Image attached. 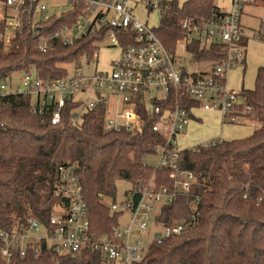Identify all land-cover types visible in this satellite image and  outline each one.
Listing matches in <instances>:
<instances>
[{"label": "trees", "instance_id": "16d2710c", "mask_svg": "<svg viewBox=\"0 0 264 264\" xmlns=\"http://www.w3.org/2000/svg\"><path fill=\"white\" fill-rule=\"evenodd\" d=\"M68 1L69 11L52 14L45 23L31 20L27 4L23 26L12 32L8 43L7 22L0 21V230L8 235L25 229L30 218L47 225L56 204H68L54 193L62 166L75 167L91 232L97 239L110 237L121 228L119 220L125 214L111 209L119 204V181H127L135 190L155 175L158 188L176 190L172 168L156 169L147 163V157L158 154L155 147L166 139L163 132L153 131L159 118L148 116L142 103H138L137 111L143 122L141 132L106 131L108 102L88 109V94L84 92L66 98L60 122L52 124L56 103L44 99L41 106L43 100L17 91L22 81L14 93L2 91L5 81L16 73L56 82L70 76L67 65H76L83 57L97 59L98 46L106 40L108 27L82 36L73 45L53 39L50 50L39 49L42 37L72 27L86 8L81 1ZM164 3L165 12H160L159 25L153 30L170 52H175L178 42L187 36L183 28L186 21L192 25L205 23L222 14L215 0ZM115 31L123 48L136 43L135 33ZM188 54L191 63L209 62L213 68L226 60L225 46L218 43L201 50L195 42L188 47ZM239 93L252 108L239 115L258 121L257 129L245 139L221 140L180 152L178 170L192 173L195 179L187 191H178L173 202L161 208L155 222L172 227L189 219L198 199V223L181 235L151 243L140 264H264V67L257 70L254 89ZM174 100L172 95L168 103L160 105L170 109ZM180 102L189 110L198 107L196 100L186 96ZM107 198L112 204L104 203ZM138 199L136 195L135 201ZM4 245L0 237V264H109L97 251L60 255L45 245L38 255L27 248L24 257L20 256L19 246H10L12 257L6 259Z\"/></svg>", "mask_w": 264, "mask_h": 264}, {"label": "built area", "instance_id": "2783aa9c", "mask_svg": "<svg viewBox=\"0 0 264 264\" xmlns=\"http://www.w3.org/2000/svg\"><path fill=\"white\" fill-rule=\"evenodd\" d=\"M51 0H0V13L7 20L16 21L9 28L15 31L23 26L22 16L25 7L30 5L32 21L48 22L53 13L49 10ZM85 3L86 8L72 27H63L51 37L40 39L39 49L46 52L52 48L50 40L60 39L66 45H73L82 36L95 33L102 28H110L106 40L112 47L121 51L119 59L112 62L110 72L96 71L94 76L86 77L79 70L64 80L44 82L31 76H24L22 85L17 91L30 94L41 101L56 103L57 109L51 117L52 124H58L60 111L66 103V98L77 93L88 94L86 106L88 109L97 107L101 102H108L109 113L105 122L106 131L141 132L143 122L138 115V103H142L148 116H156L159 121L153 125L154 132L165 134L164 144L157 145L155 151L159 161L155 168L170 167L174 170L172 177L176 178V190L170 192L166 187L158 188L155 175L150 181L139 188H132L125 193L124 200L112 205V211L122 212L128 216L125 227L115 230L108 237L97 239L91 232L87 216V206L82 195L78 178L74 175L75 167L59 168V179L55 185V195L63 197L68 202L61 201L54 208L53 217L47 225L37 219L27 220V227L10 235L0 230V237L5 241L3 257L11 259L10 246H19L20 256L24 257L27 248L35 251L43 246L60 255L80 254L85 250L100 252L109 264H140L150 244L181 235L198 223L200 211L196 207L190 218L172 227L157 225L155 218L161 208L173 202L178 191H187L194 175L178 170V157L181 150L178 138L185 135L192 120V112L196 108L204 111L218 112L223 120L241 123L244 119L239 114L252 111L246 104V99L239 93L229 90L226 85V73L234 63L244 62L248 49V40L241 29L240 17L247 0H232V8L205 23L186 21L183 28L187 36L177 44L176 51H168L156 37L153 28L143 23L133 14L132 0H77ZM148 9L165 12L164 0H146ZM7 22V21H6ZM115 30L124 33H135L136 43L123 48ZM253 40L264 43V35L255 33ZM198 42L201 50H209L213 44L225 46L226 60L209 73L185 72L183 55L188 53V47ZM2 86V91H5ZM174 95L170 109L163 107L168 98ZM186 96L198 102V107L187 109L181 105L182 97ZM163 104V106L160 105ZM110 105L114 107L112 113ZM41 113L42 107L40 108ZM192 114V115H191ZM218 142H221L218 141ZM217 143L210 141L202 144L208 147ZM139 195L138 201H135ZM159 211L154 215L155 207ZM160 226L161 234L152 235L149 245L142 238L150 232L151 225ZM152 234V231H151ZM12 238L11 242L9 238Z\"/></svg>", "mask_w": 264, "mask_h": 264}, {"label": "rangeland", "instance_id": "374dc122", "mask_svg": "<svg viewBox=\"0 0 264 264\" xmlns=\"http://www.w3.org/2000/svg\"><path fill=\"white\" fill-rule=\"evenodd\" d=\"M179 4H183L187 0H177ZM218 5L224 9L232 8L231 0H215ZM70 3L68 0H51L49 4V10L51 13L57 16L70 10ZM133 14L137 20L147 23L150 28H157L160 22L161 13L158 10L149 11L145 5V0H132ZM230 8V9H231ZM5 15L0 13V21H7V26L10 28L16 24L14 20H7ZM241 25L248 32L262 30L264 32V1H260L258 6H253L245 9V15L242 17ZM8 31V32H7ZM6 31L5 37L8 39L11 37L12 32L9 29ZM258 33V32H256ZM97 59L92 60L87 57H83L76 65H67L70 75L74 74L75 70L79 68V72L86 77L94 76L96 71L110 72L112 70V62L119 59L121 51L118 47H112L109 40H105L104 43L98 46ZM181 54L186 57L184 59V65L187 71H207L210 70L212 64L209 62L191 63L189 56L185 55L182 50H179ZM260 56H264V45L258 44L254 41L248 43L247 59L245 62H237L231 66L226 73L227 86L229 90L234 92H240L242 89L252 90L255 87L256 70L254 63ZM213 69V68H212ZM212 71V70H211ZM209 73V72H207ZM24 77V73H16L12 76L10 81H5L6 93H14L15 87L20 86ZM86 98V97H85ZM86 100V99H84ZM112 107V108H111ZM112 113H114V107L110 105ZM201 112V111H200ZM203 120L208 121L206 125L200 122H192L188 127L187 135L183 138L184 134L178 138L179 146L183 149H196L193 147L199 143L205 142L210 139L213 141H220L224 139L226 141L245 139L252 135L259 122L254 119H244L241 123L236 124H221L217 121L218 116L212 113H200ZM221 117V116H220ZM211 118L215 120L209 122ZM222 119V117H221ZM159 161V155L154 154L147 157V163L151 166H156ZM132 188V185L127 181H119L117 184L116 202L120 203L124 200L125 193ZM107 205L112 204V199L107 198L104 200ZM159 211V206L155 207L154 215ZM120 226L125 227L128 223V216L122 215L120 217ZM152 231V234H151ZM161 234L162 228L160 226L151 225L150 232L145 234L142 238L145 245L150 244L152 235Z\"/></svg>", "mask_w": 264, "mask_h": 264}, {"label": "crops", "instance_id": "0c3cea01", "mask_svg": "<svg viewBox=\"0 0 264 264\" xmlns=\"http://www.w3.org/2000/svg\"><path fill=\"white\" fill-rule=\"evenodd\" d=\"M260 1H262V0H247V3H246V5L244 6V9H243V13H242V15H241V17H240V23L242 22V17L245 15V9H246V7L247 8H249V7H253V6H258V4H259V2ZM217 4V3H216ZM231 5H232V0H231ZM217 6L220 8V10H221V12H226V11H228V10H230V8H228V9H224L223 7H221L220 5H218L217 4ZM241 29H242V32H243V34H244V37L248 40V43L250 42V41H254V42H256V43H258V44H262V45H264V43L263 42H258V41H255V40H253V36H254V34L256 33V32H259V33H261L262 35H264V32L262 31V30H259V31H253V32H248L245 28H244V26H242L241 25ZM185 55H187V56H190L188 53H186ZM184 57V56H183ZM186 57H184L183 58V62H184V59H185ZM190 58V57H189ZM246 59H247V53H246V56H245V61H246ZM244 61V62H245ZM260 67H264V56H260L259 58H258V63H257V61L254 63V68H255V70H256V73H257V70L260 68ZM212 68L213 67H211V69L210 70H207V71H200V70H194V71H187V69H186V67L184 68V70H185V72H188V73H207V72H210L211 70H212ZM226 85H227V80H226ZM228 87V86H227ZM243 90V89H242ZM241 90V91H242ZM201 111V112H200ZM200 113H212V114H215L216 116H218V118L219 119H217V121L218 122H220L221 124H227V123H225L224 122V120H223V118L221 119V114L220 113H218V112H210V111H204V110H202V109H200V108H196V109H194L193 110V112H192V114H193V116H194V119H192L191 120V122L190 123H192V122H195V121H197V122H200L201 124H197V125H206L207 123H208V121H205V120H203V118L201 117V116H198ZM221 116V117H220ZM213 120H215L214 118H211L210 120H209V122H211V121H213ZM190 126V125H189ZM188 126V127H189ZM257 129V126L255 127V129H254V131ZM187 130H188V128H187ZM253 131V132H254ZM187 132L188 131H186V133H185V135H187ZM185 135L183 136V138L185 137ZM213 140H215V138L214 139H210V140H207V141H205V142H202V143H199V144H197V145H195V146H193V147H196V146H198V145H201V144H204V143H206V142H210V141H213ZM220 140H224V139H220Z\"/></svg>", "mask_w": 264, "mask_h": 264}]
</instances>
